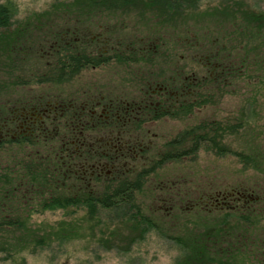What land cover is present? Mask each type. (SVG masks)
Here are the masks:
<instances>
[{
  "label": "flooded vegetation",
  "instance_id": "1",
  "mask_svg": "<svg viewBox=\"0 0 264 264\" xmlns=\"http://www.w3.org/2000/svg\"><path fill=\"white\" fill-rule=\"evenodd\" d=\"M112 13L105 10V27L97 28L89 26L92 11L82 10L56 14V26L34 22L32 41L19 47L17 64L30 65L25 83L0 102V140L44 144L49 153L37 165L55 176L54 189H108L110 179L125 189L126 176L151 177L156 171L136 168L161 151L159 141L184 138L191 125L198 90L188 36L140 35L112 24ZM219 66L203 62L212 71Z\"/></svg>",
  "mask_w": 264,
  "mask_h": 264
},
{
  "label": "rangeland",
  "instance_id": "2",
  "mask_svg": "<svg viewBox=\"0 0 264 264\" xmlns=\"http://www.w3.org/2000/svg\"><path fill=\"white\" fill-rule=\"evenodd\" d=\"M63 1L69 2L68 8H52L53 3L62 4L64 3ZM77 1L0 0V4L10 2L14 6V16L17 22L15 23V27L10 30V35L13 38L12 46H10L11 40L9 41L6 36L2 39L0 38L2 41H0V46H2L0 49V97L2 99H6L3 96H6L12 89V84L5 81L6 79L10 81V78L6 75L12 73L9 65L12 63L19 68L13 73L18 76L28 73V69L30 68L28 64H17L22 56L19 47L28 45V41L29 43L32 41V34L30 33L33 30L29 29L31 25L27 27L29 23L26 22L39 23L42 15L47 16L48 20L50 15H56L64 11L82 10L83 12L91 10L89 9V3L84 7L83 5L86 3L84 0ZM70 2H72L71 5ZM210 5L212 4L208 5L206 3L204 9L197 13L194 18L182 19V23L192 25L190 33L187 36L190 37L189 39L192 42H196L198 40L196 39L197 36L201 37L205 34L201 33L200 30L204 29L206 31V29L210 28L206 34L214 30L217 34L213 37L219 39V46L224 42L223 38H227L228 42L225 43H228L227 47L230 48L229 51H226L227 57L231 55L232 57H229V60L233 59L238 64V66L229 69L230 71L233 70L232 72L235 77L240 74H242V77L234 80L233 86H231L229 80L220 79L221 82L224 81L221 86L212 84L214 86L209 85V87H206V89H209L208 93L212 96L208 97L211 98V104L202 113L196 111L195 116H190L189 121H194L193 119L198 117L212 119L221 117L225 120V118L233 115V111H236L235 114L237 116L238 113L239 115H244L242 119H244L245 127L253 128L258 134L259 132L261 133L257 142L264 144V38L259 40L258 35H256L254 38H257H253L250 43L243 40L245 31H250L249 24L252 22L257 24L254 21L255 16L246 19L248 15L243 17L240 14L236 15L232 11L219 10L217 13H212L208 10L211 7ZM135 7L124 8L120 6L114 7L112 10L105 8L106 11L113 12L107 19L112 21L114 25L125 26L129 30H135L140 33L158 34L161 30L166 31L164 27H167V25L160 24L159 26L153 18L148 16L151 13L149 11L151 9L146 8L144 4H137ZM99 13L105 14V12ZM32 16L35 17L32 18ZM235 24L237 25L235 26ZM185 27L188 28V26ZM22 32L24 34H21ZM170 33L176 38L187 37L186 34H183V30L180 32L181 35H173L172 31ZM250 37L252 36L250 35ZM181 40L179 39V42ZM11 59L13 60L11 61ZM228 63L230 64L231 62L228 61ZM225 74L229 75V72H225ZM214 77L215 75L212 79ZM249 77L251 78L249 79ZM219 89L225 90L224 92H220ZM229 125L231 126L232 124ZM172 126L171 130L178 128V124L176 123ZM157 130H160L162 133L167 131V129ZM239 131L241 132L242 129ZM229 132L232 133V130L230 129ZM252 142H246V144ZM159 144L162 147L163 143L161 141H159ZM39 147L45 149V146ZM220 152L221 154L218 151L217 153L212 152L215 153L213 155L202 153L198 156H192L191 159L186 158L177 163H167L160 169L155 170L157 174L147 179L145 182L146 188L143 189L142 195H139V199L142 205L147 206L148 213L159 225L158 229L151 230L149 233L144 232L139 234L128 223L118 219L112 220L111 226L109 224L107 229L109 221L105 217L88 213L86 210L78 209L77 213L61 210L55 212L47 211L44 214L34 213L36 209L41 208L38 205V201L25 202L23 206L26 207L28 213L22 215L27 214L26 223L28 231L33 232L36 237L33 240H51L52 243L49 248H43L36 253L29 254L24 251L26 252L24 254H27V258L21 253L11 258L7 254L1 253L2 250H0V264H184V251L174 241L168 239V237H173L172 234H174L184 238L191 233L194 234L193 232L200 234L207 227H216L219 224V221L216 222L218 217H222L223 215L221 212L208 213L203 208L187 212L186 208H184L185 199H182L186 194L179 195V193L169 191V188L162 184L174 187L173 183L177 185L182 180L192 179L193 181L182 182V186H192L193 189H202L203 187L201 186H204L207 189L208 184L212 182L214 186L217 185L218 187L242 183L245 187L252 189H264V159H256L259 162L258 166L255 167L252 164L249 168L244 167L237 157L231 153L222 155L224 150ZM148 153L150 155L152 150ZM26 155L29 158L26 157L24 159L23 163L25 166L31 159L36 157L32 153L30 155L26 153ZM243 179H246L249 183H244ZM255 183H260L262 187H255ZM157 184L159 186L162 185L163 189H156ZM1 189L2 183L0 184ZM167 191L168 193H165ZM259 192L262 193L260 190ZM165 194L168 196L170 194L172 197L175 195V198L178 197L177 200L173 199L171 201L172 198L169 196L170 199H168L169 201L166 206L170 205L171 208H169L168 215H166L167 210L163 209L166 206L163 204L162 208L158 202V197ZM168 196L166 197L168 198ZM15 197L17 198V194L13 199ZM11 204L12 206L15 205V208H19L14 202H11ZM240 215L241 212H232L226 216L225 220L233 227V231L236 234L235 238L238 235L241 236L245 231L242 232L244 226H242V220L239 218ZM259 217H263V215ZM63 228L64 230L68 229L69 232L65 238L61 239L59 238L61 236L60 229ZM26 233L28 232H23V234ZM263 234L264 221H262V224L253 226L250 232L252 237L250 236L249 238L251 243L247 247L242 244L236 245L234 248L238 249L230 254L228 252L222 254L219 243L217 246L216 244L208 243L211 246H208V252L212 257V264H264ZM10 237L13 240V236L10 235ZM190 237L194 239L193 236ZM7 239L8 236L0 233V247L2 249L5 248ZM27 240L28 238L25 237V241ZM191 249H193V246H191ZM193 254L191 253V255Z\"/></svg>",
  "mask_w": 264,
  "mask_h": 264
},
{
  "label": "trees",
  "instance_id": "3",
  "mask_svg": "<svg viewBox=\"0 0 264 264\" xmlns=\"http://www.w3.org/2000/svg\"><path fill=\"white\" fill-rule=\"evenodd\" d=\"M84 2L86 3L83 6L86 7V4L89 3V9H91L89 11L94 12L91 15L92 24L89 25L93 28H97L98 26L105 27V14L99 13L105 12V8L112 10L114 7L122 6L130 8L131 6L135 7L137 4H144L146 8L151 9L149 10L151 13L148 16L153 18L159 26L160 24L167 25V27H164L165 32L161 30L158 34H155L157 38L163 39L165 36L168 37L171 35L170 31H172L173 35H181L180 32L182 30L183 34L187 36L190 33L192 25L182 23V19L194 18L197 13L204 9L207 3L208 5L212 4L208 8L209 12L212 13H217L221 10L232 11L236 15L240 14L243 17L248 15L246 19L255 16L254 21L257 24L254 22L249 24L250 31L246 30L245 33L243 32V40L250 43L256 35H258L259 40L264 38V0H84ZM71 4L72 2H70ZM52 5L53 9H65L69 7V2L66 1L62 4L53 3ZM13 7L10 2L0 4V38L2 39L6 36L9 41L11 40L10 46L13 44L10 30L17 23ZM36 16L38 17V15ZM34 17L32 16V18ZM56 18V15H50L47 20V16L42 15L39 24L43 27H49V24L50 26H56L57 24H54ZM26 23H29L28 26L36 24L34 22ZM185 26H188V28ZM209 29H206V31L204 29L200 30L201 33L205 34L201 37L197 36L196 39L198 40L196 42L193 41L195 43L188 36L190 71L197 74V83L191 80V87L197 85L195 88L198 90L196 102H191L190 104L189 112L191 116H195L196 111L202 113V110L211 104V98L208 97L212 96L208 93L209 89H206V87L212 84L221 86L224 81L221 82L220 79L229 80V83L233 86V81L242 77V74L235 77L232 72L233 70L230 71L229 69L238 66V64L233 59L229 60V57H232L230 54L227 57L226 51H229L230 48L227 47L228 43L225 42H228V39L223 38L224 42L219 46V39L213 37L217 34L214 30L206 34ZM21 34H24V32ZM30 34L34 35L33 33ZM48 34L50 35L51 33ZM143 34L140 33V35ZM153 34L150 33L151 36ZM126 37L128 40L129 37ZM179 39L183 40L184 38L173 37L174 42L179 41ZM205 59L215 60L220 66L214 68L215 70L213 71L209 67L204 68L203 62ZM228 61L231 63L229 64ZM9 69H11L12 73L6 75H8L10 81L7 79L5 81L12 84V89L22 86L26 80L24 75L18 76L17 74H13L19 68L11 63ZM225 72H229V75H226ZM211 74L215 75L214 79L210 77ZM246 74L248 75L247 72ZM224 90L219 89L220 92H224ZM3 97L7 98V96ZM1 101L3 99L0 97ZM4 109L5 107L3 108V112H1L3 117L7 114L6 109ZM235 113L236 111H233V115L225 118V120L218 116L216 119L206 117L194 118V121H190L191 125L184 138L182 134H179L175 141L162 146L161 151L150 156L149 161L143 162V165L136 168L137 171H155L167 163H177L178 161H183L186 158L191 159L192 156H198L202 153L213 155L215 153L212 152L217 153L218 151L221 154V150H224L222 155L231 153L237 157L244 167L250 168L252 164L257 167L259 162L256 159H264V144L257 142L261 133L259 132L258 134L253 128L245 127L244 119H242L244 115H239L238 113L237 116ZM229 124L232 125L230 126ZM230 129L232 133L229 132ZM241 129L242 131L240 132L239 130ZM251 141L253 142L246 144V142ZM24 144L25 142L17 144L0 140V184L2 183V189L0 190V233L8 236L5 248L2 249L0 247L1 253L13 258L20 253L24 254L27 252L32 254L41 251L43 248L47 249L52 243L51 240H33L36 237L33 232L28 231L26 223L27 214L22 215L28 213L26 207L23 206L25 202L38 201V205L41 208L36 209L34 213L44 214L47 211L55 212L57 210L77 213L78 209L86 210L88 213L105 217L109 221L107 229L109 224L111 226V222L114 219L123 220L129 226H132L134 230L138 231L139 234L144 232L149 233L151 230L158 229L159 225L148 213L147 206L142 205L139 199V195L143 193V187L144 189L146 188L145 182L149 178L147 175L135 176L131 174L126 176L125 189H121L118 180L114 179H110L106 184L108 189H54L53 185L55 184L53 181L55 176L48 172L45 167L37 165L39 159L43 156L45 157L49 151H43L45 149L39 147L45 146L42 143L30 142L27 143V146ZM26 153L28 155L32 153L36 157H32L34 159H31L25 166L23 161L28 157ZM54 154L55 152H51V155ZM145 177L147 178L143 181ZM134 179L139 180L143 186L142 189L134 188V182H132ZM188 181L193 180H186V182ZM243 181L244 183H249L246 179H243ZM181 182L177 185L175 183L174 188L169 189V191L179 193V195L186 194L182 199H185L184 208H186L187 212L203 208L208 213L221 212L223 215L222 217H218L216 222L219 221V224L216 227H207L200 234L193 232L194 234H186L187 236L184 238L174 234H172L173 237H168V239L174 241L184 251V264H212V257L208 252V246H210L208 243L216 244V246L219 243L222 254L226 252L230 254L237 250L238 248H234L236 245L242 244L247 247L251 243L249 238L250 236L252 237L250 232L253 226L262 224V221H264V189H259L262 192L260 193L259 190H256L257 188L245 187L242 183L218 187L217 185L214 186L213 182L208 184L207 189L204 186H201L203 187L202 189H193L192 186L187 188L181 187L182 189H179L177 186L182 185ZM254 186L262 187L260 183H255ZM165 193H168V191ZM16 194L17 198L13 199ZM166 196L168 195L165 194L158 197V202L162 208L163 204L167 205L170 197L172 198L171 201L178 199V197L175 198V195L172 197L169 194L170 197L168 196V198ZM179 198L181 197L179 196ZM11 202L17 204L19 208H15V205L12 206ZM169 208H171L170 205L163 208L167 210L166 215L169 214ZM232 212H241L239 218L242 220V226H244L242 232L245 230L237 238H235L236 234L233 231V227L225 221L226 216ZM30 213L32 215V211ZM260 215H263V217H259ZM60 230L61 236L59 238L63 239L68 235L69 230H64V228ZM26 231L28 233L23 234ZM10 235L13 236V240H11ZM190 236H193L196 240ZM25 237L28 238L27 241H25ZM191 246H193V249H191ZM191 253L194 254L191 255ZM24 255L26 256L27 254Z\"/></svg>",
  "mask_w": 264,
  "mask_h": 264
}]
</instances>
